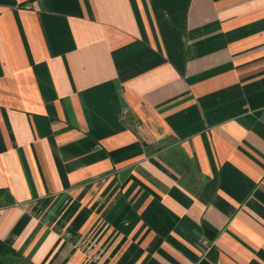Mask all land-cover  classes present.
<instances>
[{
    "label": "crops",
    "instance_id": "0c3cea01",
    "mask_svg": "<svg viewBox=\"0 0 264 264\" xmlns=\"http://www.w3.org/2000/svg\"><path fill=\"white\" fill-rule=\"evenodd\" d=\"M0 190V264H264V0H0Z\"/></svg>",
    "mask_w": 264,
    "mask_h": 264
},
{
    "label": "trees",
    "instance_id": "16d2710c",
    "mask_svg": "<svg viewBox=\"0 0 264 264\" xmlns=\"http://www.w3.org/2000/svg\"><path fill=\"white\" fill-rule=\"evenodd\" d=\"M1 193H2V191L0 190V194ZM5 248H6L5 245L0 241V252H1L2 249H5ZM9 250H11V249H9Z\"/></svg>",
    "mask_w": 264,
    "mask_h": 264
},
{
    "label": "built area",
    "instance_id": "2783aa9c",
    "mask_svg": "<svg viewBox=\"0 0 264 264\" xmlns=\"http://www.w3.org/2000/svg\"><path fill=\"white\" fill-rule=\"evenodd\" d=\"M29 6H26V8H28Z\"/></svg>",
    "mask_w": 264,
    "mask_h": 264
}]
</instances>
